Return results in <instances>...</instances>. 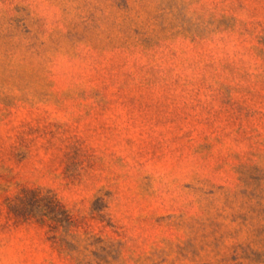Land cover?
Segmentation results:
<instances>
[{
  "label": "rangeland",
  "instance_id": "374dc122",
  "mask_svg": "<svg viewBox=\"0 0 264 264\" xmlns=\"http://www.w3.org/2000/svg\"><path fill=\"white\" fill-rule=\"evenodd\" d=\"M0 264H264V0H0Z\"/></svg>",
  "mask_w": 264,
  "mask_h": 264
},
{
  "label": "trees",
  "instance_id": "16d2710c",
  "mask_svg": "<svg viewBox=\"0 0 264 264\" xmlns=\"http://www.w3.org/2000/svg\"><path fill=\"white\" fill-rule=\"evenodd\" d=\"M10 207L13 211L25 216L47 218L64 226L71 223L68 212L51 192L25 190L23 195L10 203Z\"/></svg>",
  "mask_w": 264,
  "mask_h": 264
}]
</instances>
